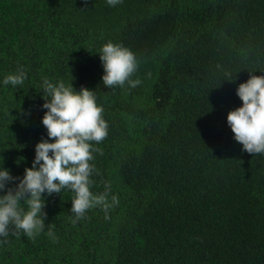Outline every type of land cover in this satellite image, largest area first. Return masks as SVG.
Here are the masks:
<instances>
[{
	"label": "trees",
	"instance_id": "1",
	"mask_svg": "<svg viewBox=\"0 0 264 264\" xmlns=\"http://www.w3.org/2000/svg\"><path fill=\"white\" fill-rule=\"evenodd\" d=\"M108 41L135 53V87L103 85ZM18 66L0 164L22 176L46 137L42 78L85 86L108 124L91 191L118 203L73 223L74 193L45 195L44 231L9 235L0 264H264V154L226 122L248 71L264 75V0H0V79Z\"/></svg>",
	"mask_w": 264,
	"mask_h": 264
},
{
	"label": "clouds",
	"instance_id": "2",
	"mask_svg": "<svg viewBox=\"0 0 264 264\" xmlns=\"http://www.w3.org/2000/svg\"><path fill=\"white\" fill-rule=\"evenodd\" d=\"M119 2L107 0L109 6ZM98 54L103 66V85L124 86L127 82L135 87L140 83L139 79H131L138 62L130 48L108 41ZM248 72V78L235 89L241 104L227 112L226 122L242 150L264 154V75ZM26 75L24 67L18 66L14 72L4 75L0 84L22 85ZM39 93L41 107L45 109L41 123L46 128V137L35 143L31 166L24 168L22 176H14L0 164V244L6 243L9 235L21 231L30 238L44 231L45 195L71 190L73 223L96 206L107 215L108 209L118 203L115 194L108 201L107 183L105 192L91 191L95 166L90 162L96 151L92 142L98 143L108 134L103 107L97 103L94 90L85 86L76 90L72 82L44 77ZM46 234L55 239L51 226Z\"/></svg>",
	"mask_w": 264,
	"mask_h": 264
}]
</instances>
